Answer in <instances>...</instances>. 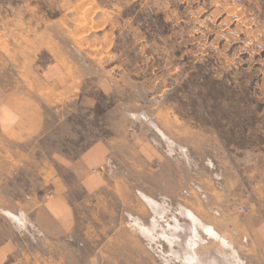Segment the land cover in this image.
Returning <instances> with one entry per match:
<instances>
[{"label":"rangeland","instance_id":"rangeland-1","mask_svg":"<svg viewBox=\"0 0 264 264\" xmlns=\"http://www.w3.org/2000/svg\"><path fill=\"white\" fill-rule=\"evenodd\" d=\"M248 212L264 0H0V264H264Z\"/></svg>","mask_w":264,"mask_h":264},{"label":"crops","instance_id":"crops-1","mask_svg":"<svg viewBox=\"0 0 264 264\" xmlns=\"http://www.w3.org/2000/svg\"><path fill=\"white\" fill-rule=\"evenodd\" d=\"M73 86V83H72ZM206 146V145H204ZM196 153L203 154L199 159H204L209 156L212 151V147H202L194 149ZM165 160V158H163ZM175 162V159H173ZM176 162H180L176 160ZM148 163V161H147ZM180 166V165H179ZM199 171V170H198ZM68 210L59 209L58 207H52L47 202L41 203L33 212L34 219L36 220L35 223L38 226V229L42 232L43 236L53 237L60 235V229L57 228V222H60V217L68 216ZM235 222L238 223L241 232L243 233V239L246 240L247 238L253 239L251 236L252 234L264 236V222H260L257 216L252 215L251 213H247L241 218L235 219ZM205 230L208 232L209 236L211 231L217 232L214 228L210 226H206ZM218 232L215 235L218 236ZM213 237V236H212ZM226 242V241H225ZM197 244V241H196ZM229 246V244H227Z\"/></svg>","mask_w":264,"mask_h":264},{"label":"bare ground","instance_id":"bare-ground-1","mask_svg":"<svg viewBox=\"0 0 264 264\" xmlns=\"http://www.w3.org/2000/svg\"><path fill=\"white\" fill-rule=\"evenodd\" d=\"M216 234H217V232H213V231H211V233H210V235H212L213 237H215ZM189 244L191 246H194L195 245V240L190 239Z\"/></svg>","mask_w":264,"mask_h":264}]
</instances>
